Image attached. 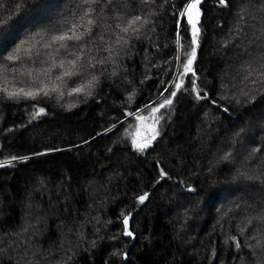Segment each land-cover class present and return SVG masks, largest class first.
<instances>
[{"label": "trees", "instance_id": "trees-1", "mask_svg": "<svg viewBox=\"0 0 264 264\" xmlns=\"http://www.w3.org/2000/svg\"><path fill=\"white\" fill-rule=\"evenodd\" d=\"M8 161L0 264H264V0H0Z\"/></svg>", "mask_w": 264, "mask_h": 264}, {"label": "snow or ice", "instance_id": "snow-or-ice-1", "mask_svg": "<svg viewBox=\"0 0 264 264\" xmlns=\"http://www.w3.org/2000/svg\"><path fill=\"white\" fill-rule=\"evenodd\" d=\"M220 3H225V0H220ZM188 7H192V5H189ZM194 27H195V25H194ZM79 39V37H73V36H66V35H61V36H59V37H54V39H56V40H65V39ZM14 57H12V56H9L8 57V59L9 60H12ZM191 63V61H189V64ZM76 91H79V89H77ZM13 95H15V94H13ZM28 95H30V93H28ZM174 95V94H173ZM140 199H141V201H143V199H144V197H140Z\"/></svg>", "mask_w": 264, "mask_h": 264}, {"label": "rangeland", "instance_id": "rangeland-1", "mask_svg": "<svg viewBox=\"0 0 264 264\" xmlns=\"http://www.w3.org/2000/svg\"><path fill=\"white\" fill-rule=\"evenodd\" d=\"M191 9V15H190V17H189V19H190V23H192V24H194V22L197 20V18H198V13L196 14V12L191 8V7H189V9L188 10H190ZM190 12V11H189ZM195 25V24H194ZM11 162L10 161H8V162H1L0 163V166L1 165H5V164H10Z\"/></svg>", "mask_w": 264, "mask_h": 264}]
</instances>
